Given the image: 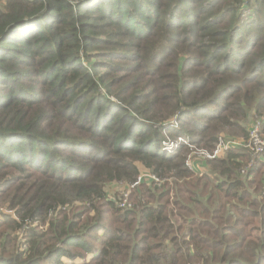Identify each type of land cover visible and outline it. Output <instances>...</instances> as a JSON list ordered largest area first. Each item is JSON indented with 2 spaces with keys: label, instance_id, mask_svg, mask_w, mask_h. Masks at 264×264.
<instances>
[{
  "label": "trees",
  "instance_id": "1",
  "mask_svg": "<svg viewBox=\"0 0 264 264\" xmlns=\"http://www.w3.org/2000/svg\"><path fill=\"white\" fill-rule=\"evenodd\" d=\"M250 116L264 135V0H5L0 264H264V154L195 176L162 151L248 139ZM144 172L162 186L107 201Z\"/></svg>",
  "mask_w": 264,
  "mask_h": 264
},
{
  "label": "rangeland",
  "instance_id": "2",
  "mask_svg": "<svg viewBox=\"0 0 264 264\" xmlns=\"http://www.w3.org/2000/svg\"><path fill=\"white\" fill-rule=\"evenodd\" d=\"M4 3H5V0H0V6H3ZM29 111H31V110H29ZM254 120H255V118L250 116L244 125L246 127L248 126V128H251V126L254 123ZM231 132L232 131H230V130H225L224 132L219 134L218 143L216 144L215 150L220 146V144L226 145L229 142H245V141H247L246 138L239 137L240 135L229 134ZM247 134H249V130H248ZM166 138H167V140L175 141V140L171 139L170 137H168V135L166 136ZM184 139H186V138H184ZM186 140H188V139H186ZM188 142H189V144L187 145V147L189 148V153L187 154V157H186V166L191 165L192 163L195 164L197 166L196 169L189 168L188 166L187 167L192 173H194L195 176H198L201 173V171L203 169H205L204 164L210 160V158L209 159L207 158L208 157L207 155L212 154L215 150L213 152H211V151L204 150V149H198V148L194 147L193 145H191L189 140H188ZM224 152H225V149H222L220 151V153H221L220 157L223 155ZM172 181L173 180L169 181V183H170L169 186H170L171 190L173 188V185H171ZM162 184H163L162 182L152 183L151 186L159 185L161 187ZM131 186L132 185L123 184L122 182H116V183L109 184L106 187V193H107V198H108L107 201L115 203L116 205H119L121 203H125L127 206L132 207L134 205V203L136 204V201L133 200V197L135 199V188L132 189ZM127 193H130V194H128V196L125 197V194H127ZM171 194L173 195V190H172ZM79 206L80 205H77V206L75 205V208L73 210H76ZM1 212L6 213V214L15 215V212L7 211V209L5 207H3ZM35 222H37V221H35ZM89 258H92V255H89ZM83 262H84L83 259H78L74 262L66 261L67 264H82Z\"/></svg>",
  "mask_w": 264,
  "mask_h": 264
},
{
  "label": "built area",
  "instance_id": "3",
  "mask_svg": "<svg viewBox=\"0 0 264 264\" xmlns=\"http://www.w3.org/2000/svg\"><path fill=\"white\" fill-rule=\"evenodd\" d=\"M172 123L175 125L177 124L175 120ZM261 124L262 123L260 120L259 121L254 120L253 125L249 129V138L247 139V141H245V142H229L226 145L220 144V146L212 154L207 155L208 156L207 158L208 159L210 158V160L216 159L221 154L220 151L222 149H225V151H227V150L234 149V148H243V149L247 150V152L250 156V160H249L246 168L244 170H241V174L242 175L247 174V172H249L250 170H252L255 167L257 161L260 160L262 155L264 154V135L262 133V125ZM183 144L188 145L189 144L188 140H186L184 138H179L178 140H175V141L166 140L165 142H163L162 151L165 153L171 154V153L175 152V150L180 145H183ZM187 166L189 168H194V169L197 168V166L193 163L191 165H187ZM160 182L161 181L156 176H154L148 172H144L143 174H141L139 176L136 184H133L131 186V188L134 189L135 187H137L141 184L152 185V183H160ZM128 194H130V193L125 194V197L128 196ZM76 205H78V204H76ZM118 207L121 209H125V208L130 209L132 207H135V205L130 207V206H127L125 203H121L118 205ZM25 228H26V226H25Z\"/></svg>",
  "mask_w": 264,
  "mask_h": 264
}]
</instances>
